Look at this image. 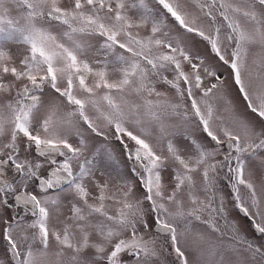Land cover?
<instances>
[{
	"label": "snow or ice",
	"instance_id": "1",
	"mask_svg": "<svg viewBox=\"0 0 264 264\" xmlns=\"http://www.w3.org/2000/svg\"><path fill=\"white\" fill-rule=\"evenodd\" d=\"M0 264H264V0H0Z\"/></svg>",
	"mask_w": 264,
	"mask_h": 264
},
{
	"label": "rangeland",
	"instance_id": "2",
	"mask_svg": "<svg viewBox=\"0 0 264 264\" xmlns=\"http://www.w3.org/2000/svg\"><path fill=\"white\" fill-rule=\"evenodd\" d=\"M9 175L11 176L12 173L9 172ZM232 215L238 220L239 225L246 231L251 234V229L250 225L248 224L249 222L243 217V216H237L235 212L232 213Z\"/></svg>",
	"mask_w": 264,
	"mask_h": 264
},
{
	"label": "flooded vegetation",
	"instance_id": "3",
	"mask_svg": "<svg viewBox=\"0 0 264 264\" xmlns=\"http://www.w3.org/2000/svg\"><path fill=\"white\" fill-rule=\"evenodd\" d=\"M249 224V223H248ZM250 225V224H249Z\"/></svg>",
	"mask_w": 264,
	"mask_h": 264
}]
</instances>
